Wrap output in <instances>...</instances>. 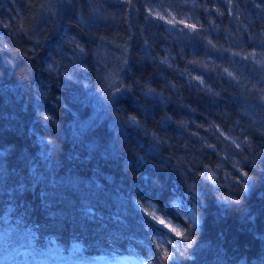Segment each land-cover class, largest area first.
I'll return each instance as SVG.
<instances>
[{"label":"trees","instance_id":"trees-1","mask_svg":"<svg viewBox=\"0 0 264 264\" xmlns=\"http://www.w3.org/2000/svg\"><path fill=\"white\" fill-rule=\"evenodd\" d=\"M262 42L264 0H0V264H146L145 211L167 264H264Z\"/></svg>","mask_w":264,"mask_h":264},{"label":"snow or ice","instance_id":"snow-or-ice-1","mask_svg":"<svg viewBox=\"0 0 264 264\" xmlns=\"http://www.w3.org/2000/svg\"><path fill=\"white\" fill-rule=\"evenodd\" d=\"M259 6V5H257ZM189 28H192L193 30H195V25H188ZM262 44H264V42H262ZM81 51H83V49H81ZM235 55H238L235 54ZM244 59H248V57H244ZM252 59L255 60V54H252ZM161 63H167L166 60L161 61ZM257 64H261V61H256ZM171 65H169L170 67ZM262 67H264V64L261 65ZM225 72H227L229 77H232L233 74L231 72H228L227 69L224 70ZM70 78V77H69ZM106 79H109L106 77ZM197 79H199L197 77ZM201 83H203V81H201ZM113 85H115V89L116 91L113 93V97L116 96L117 93L123 95L124 93H128L131 92V88L128 86H124L121 87L119 83H117L116 81H113L112 83L108 84V87L111 88L113 87ZM85 87H87V85H85ZM259 91H261L262 95H261V99L264 100V89H260ZM155 90L154 89H147V91L145 92V95H149L151 93H154ZM45 120H51L52 117L50 116H45L44 117ZM128 122L130 124H132L135 127H139V122L137 121L136 117L132 116L128 118ZM233 143H236L235 141H233ZM242 143L248 147H251L250 142L247 140L242 141ZM240 144L236 143V147L240 148ZM208 147L210 148H214L215 145H208ZM209 169H205V172H209ZM262 171H264V169H262ZM201 175H204V173H201ZM243 177L245 178L244 180V187L239 189L241 195L243 196L244 194L248 193L249 189L253 186L252 184L249 183V181L252 180V177L249 176L248 172H243ZM206 180H211L213 183H215V179L213 175H207L205 176ZM191 187H194L191 186ZM225 201H227L228 203H235V204H240V200H235V201H228L227 198H222ZM145 203L147 204V207L150 209H154L155 205L151 204L148 201H145ZM136 204V209L137 211H139L142 207L141 203L139 201L135 202ZM161 211H163V209H161ZM186 213H190L191 215H185V219H190L193 227L199 225L200 220L199 217L196 215L195 209H193L191 207V202H189V206L184 210ZM84 214L86 217H90V216H94V213L92 212L90 207H85L84 208ZM177 214H180V210L177 209ZM142 216V222H141V227L148 230L150 233L158 235L159 239H157L155 241V246L156 248L160 249V251L158 253H155L152 257H149V259L146 261V264H152L153 259H155V264H167L168 261L170 260H175L176 259V255L175 252H178L179 250L175 248V245H173V238L174 237H179L182 240H188V236L186 235L185 231H182L180 227L177 226H173V224L171 222L166 221L163 217L156 215L154 212L151 211H145L144 213H141ZM151 217V219H147V217ZM155 222V223H153ZM163 226V227H160ZM168 229V232H165L164 229ZM169 234H173V235H169ZM165 245H173V248L175 249L174 252H170L169 249L167 247H165ZM188 247H190V243L187 245ZM180 255L182 256L183 253H180Z\"/></svg>","mask_w":264,"mask_h":264},{"label":"rangeland","instance_id":"rangeland-1","mask_svg":"<svg viewBox=\"0 0 264 264\" xmlns=\"http://www.w3.org/2000/svg\"><path fill=\"white\" fill-rule=\"evenodd\" d=\"M169 20L171 22H177L176 21V18H172L170 16ZM183 22H186L187 20L186 19H183L182 20ZM44 264H51V263H44ZM94 264H142L136 257H133V256H128V257H123L121 259H114V260H101V261H97L96 263Z\"/></svg>","mask_w":264,"mask_h":264}]
</instances>
